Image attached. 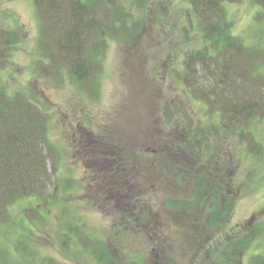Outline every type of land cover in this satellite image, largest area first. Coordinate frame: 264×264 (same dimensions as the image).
<instances>
[{
    "label": "trees",
    "instance_id": "16d2710c",
    "mask_svg": "<svg viewBox=\"0 0 264 264\" xmlns=\"http://www.w3.org/2000/svg\"><path fill=\"white\" fill-rule=\"evenodd\" d=\"M138 1L33 0L40 21L36 61L40 73H44L41 65L47 66L44 70L49 72L48 76L59 78L67 72L88 95H95L99 88L97 79L103 69L106 39H130L141 29L142 25L126 11L128 4L131 7V3L140 4ZM187 1L202 42L183 52L180 69L175 73L179 74L189 96L201 101L199 107L206 120L195 119L186 110L181 111L180 105L175 110L166 102L160 133L170 129L156 141L157 147L145 151L135 148L130 153V139L114 135L118 138L114 148L107 149L105 143L100 148L104 157L107 156L100 171L101 177L106 179L99 181L97 171L90 169L87 190L93 191L91 200L111 215L114 207L108 208L109 192L116 195L119 188L120 191L134 189L139 186L136 181L139 173H149L154 181L152 190L141 192L153 195L156 187L164 192L163 197H158L159 211H154L144 196L136 192L127 199L132 203L131 210H125L119 217L115 211V229L129 231L130 222L134 221L131 211L139 208L138 203H143V212H148L147 221L153 222V212L158 226H170L180 219L182 223L175 230H180L188 249L197 251L198 264H245L247 255V264H264V250H254L256 241L264 237V224L249 230V220L228 227L234 212L237 183L236 163L227 154L226 147V143L235 139L245 152L254 155L263 152L252 126L264 117V44L248 45L241 35L234 33L226 3L259 4L261 9L255 22L261 24L264 23V0ZM35 101L23 92L10 94L0 86V227L12 221L11 206L18 200L34 197L49 201L59 153L48 137V115L42 104ZM125 172L131 182L126 180L123 187L108 182L110 173L112 179L119 177L120 182ZM114 200L121 206V197ZM79 236L99 262L116 264L109 243L105 244L100 238L91 240ZM5 248L0 241V264H10L9 251ZM24 251L27 255L33 252L28 246ZM25 256L17 257L16 264H32L31 259L24 260ZM41 263L61 264L50 257L42 259Z\"/></svg>",
    "mask_w": 264,
    "mask_h": 264
},
{
    "label": "rangeland",
    "instance_id": "374dc122",
    "mask_svg": "<svg viewBox=\"0 0 264 264\" xmlns=\"http://www.w3.org/2000/svg\"><path fill=\"white\" fill-rule=\"evenodd\" d=\"M138 2L141 5L135 2L129 7L128 4L126 11L142 25L141 29L130 39H106L103 69L97 79L99 88L90 96L67 72L58 78L46 75L47 66L41 65L44 73L37 68L40 21L33 0H0V86L10 94L23 92L42 104L48 115V137L59 153L49 201L34 197L18 200L11 206L12 221L0 227V241L10 252H7L10 264H16L17 257L23 259V254L24 260L31 259L32 264H42L46 257L61 264H103L85 247L82 242L85 240L79 235L109 243L116 264H198L197 251L188 249L180 230H175L182 223L180 219L170 226H158L153 212V222L147 221L148 212H143V203L131 211L134 221L130 222L129 231L114 228L116 217L131 210L132 203L127 199L136 192L144 196L154 211H159L158 197H163L164 192L156 187L153 195L147 193L154 182L149 173H139L136 180L139 186L134 189L120 191L119 188L116 195L109 192L108 208L114 207L111 215L91 200L93 191L87 190L90 169L97 171L99 181L106 179L100 171L107 156L104 157L100 148L103 143L107 149L114 148L118 139L114 135L130 139V153L132 149L145 151L157 147L156 141L166 132L160 133L166 102L175 110L180 105L181 111L206 120L199 107L201 101L189 96L175 73L180 69L183 52L202 42L188 1ZM226 6L234 33L241 35L248 45L264 44V23L255 22L261 6L251 1L228 2ZM252 129L263 145L262 154L245 152L235 139L226 143L227 154L236 163L237 183L230 228L249 220V230L264 224V117L257 119ZM49 166L53 167L52 161ZM111 175L108 182L119 187L126 180L131 182L126 172L120 182L119 177L112 179ZM116 197H121V206L115 202ZM161 208L167 212L165 206ZM26 209L29 210L25 212ZM140 213L145 215L140 217ZM256 244L254 250H264V237ZM26 246L32 248L30 255L24 251Z\"/></svg>",
    "mask_w": 264,
    "mask_h": 264
}]
</instances>
